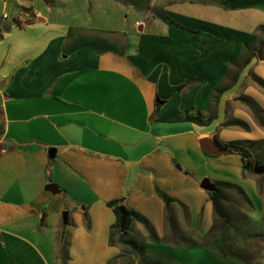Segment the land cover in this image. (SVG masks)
I'll use <instances>...</instances> for the list:
<instances>
[{
  "label": "crops",
  "instance_id": "0c3cea01",
  "mask_svg": "<svg viewBox=\"0 0 264 264\" xmlns=\"http://www.w3.org/2000/svg\"><path fill=\"white\" fill-rule=\"evenodd\" d=\"M225 1L239 7L213 0L150 1V8H163L195 33L116 0L15 2V36L3 12L0 137L7 150L0 153V264H63L62 243L67 264H107L122 249L109 242L115 215L107 202L114 199L152 226L158 240L148 237L141 222L130 223L149 249L183 264H243L162 240L172 232L204 235L214 224L203 178L242 188L250 206L236 188L221 189L231 219L264 214L258 175L218 143L264 140V127L242 100L252 99L264 116V85L254 80L264 82V58L256 55L241 68L237 63L244 43L257 45L264 0ZM50 4V10L42 8ZM7 6L8 0H0L2 10ZM19 6L29 10L22 13ZM28 30L37 35L25 36ZM189 78L201 80L177 88ZM224 84L215 104L214 89ZM185 108L192 115L215 109L216 117L210 123L165 120ZM235 119L248 128L223 125ZM156 187L173 198L169 206Z\"/></svg>",
  "mask_w": 264,
  "mask_h": 264
},
{
  "label": "trees",
  "instance_id": "16d2710c",
  "mask_svg": "<svg viewBox=\"0 0 264 264\" xmlns=\"http://www.w3.org/2000/svg\"><path fill=\"white\" fill-rule=\"evenodd\" d=\"M119 2H123L127 5H131L136 9H144L149 10L153 16L159 17L162 21H164L169 27L186 31L189 33H195L196 30L187 26L182 25L173 19L170 15H168L163 8H150L149 3L151 0H145L144 2H137L132 0H116ZM220 5L226 8H236L239 6L228 3L225 0H213ZM259 31V38L257 41V45L253 46L250 43H244V54L241 59L237 62L238 67L241 68L246 65L250 59L257 55V50L259 49L261 44H264V25L261 24L257 27ZM235 62L234 60H228V63ZM200 78H189L185 82L179 84L177 86L178 89H182L187 83L193 81H200ZM254 80L258 83L264 85V82L259 78L254 76ZM235 81V77H232V82ZM228 87V84H224L221 86H217L214 89L212 94V101L216 104L219 99L220 94ZM242 100L251 108L254 113V116L258 123L264 127V116L260 114L261 109L258 105L250 98L244 97ZM156 106L159 105L156 103ZM190 109L185 108L180 111L179 114L172 118H167L165 120H192L201 123H210L212 119L216 117L215 109L208 115H204L200 111H196L194 115L190 114ZM223 125H238L245 129L248 126L240 120H232L224 123ZM224 152H235L240 155L242 160V167L244 170L254 173L253 171V163L256 162L258 164H264V140H232V141H219L218 142ZM262 179L264 180V173L260 174ZM217 189L215 191H209L210 199L213 202L214 212H215V220L214 224L210 228V230L204 235L193 234L190 238H182V236L176 235L174 232L169 236H164L162 238L163 241L173 243L176 246L183 247L184 245L198 246L205 249H210L212 251L218 252L223 256H229L235 259H238L243 262V264H250V261L237 252L238 243L245 242L249 239L251 235H255L254 232H250L251 229H255V224L257 226H262L264 224V214L259 218L255 224L252 220L247 216L243 215L240 218V223L235 222L231 219L224 211L221 203V199L223 197L221 189L223 187H232L236 188V190L242 195L243 199L250 206V202L247 197L244 195V192L241 187L228 183L216 181L214 182ZM259 187L262 188V185L259 181ZM157 194L163 199L166 206H169L170 202L173 201V198L162 191L159 187H156ZM107 205L112 208L115 221L110 226L109 231V242L117 243L124 247L121 249V252L116 256L110 258L107 264H112L116 262V259L119 256H124L126 261L124 264H183L179 260H177L174 256L170 254H166L163 252H156L154 250L149 249L146 244V238L141 234H133L130 223L133 219L141 222L148 232V237L154 240H158V237L149 224L146 218L140 215L133 209L127 208L128 216L126 219V223L123 229L120 226V212L118 210V206L120 205L119 200L114 199L107 202ZM182 205V204H181ZM183 215L186 216L187 208L182 205ZM167 222L170 225H174V220L170 217H167ZM173 231V229H172ZM188 239V240H187ZM59 256L63 264H67L68 252H67V244L62 243L60 246Z\"/></svg>",
  "mask_w": 264,
  "mask_h": 264
},
{
  "label": "rangeland",
  "instance_id": "374dc122",
  "mask_svg": "<svg viewBox=\"0 0 264 264\" xmlns=\"http://www.w3.org/2000/svg\"><path fill=\"white\" fill-rule=\"evenodd\" d=\"M31 0H8V6L2 10L0 7V21H1V15L3 14V12H7L9 17L6 19L7 22H12L13 26H14V30L12 33V36L18 35L19 33V29L18 27L13 23V16L16 13L15 8H12V4H14L15 2L18 4H23L25 5L26 3H29ZM55 1V0H54ZM54 1L52 0L51 3H54ZM71 1V0H70ZM43 2V0H42ZM58 3V2H57ZM53 4L50 5H43L42 8L43 9H48L50 10L51 8H53ZM60 6V5H57ZM57 6H55L54 8H56ZM157 8V10L160 7H155ZM17 9H21L23 12L25 13V11L27 12L29 9L24 8V6H19L17 7ZM24 9V10H23ZM151 13H149V15L147 16V18L153 17L150 15ZM24 15V14H23ZM36 15L34 13H31L29 15V17L31 19H34ZM29 17L25 18V19H30ZM37 33L36 31H27V33L25 34V36L30 37V36H36ZM8 40H11V37L8 38ZM259 181L262 185V194L264 196V180L262 179L260 174H257ZM235 222L240 223L241 221L238 219H233ZM252 220V219H251ZM259 220V218H257L256 216H253V220L252 222L255 224V222H257ZM250 232H256L255 235H251L249 237L248 240H246L245 242H239L238 243V249L236 250L237 252H239L240 254H242L243 256H245L249 261L250 264H264V224L262 226H257V223L255 224V229L252 230ZM121 246V245H120ZM121 248L124 249V247L121 246ZM116 261H119L120 264H124L126 261V258L124 256H119Z\"/></svg>",
  "mask_w": 264,
  "mask_h": 264
},
{
  "label": "water",
  "instance_id": "95a60500",
  "mask_svg": "<svg viewBox=\"0 0 264 264\" xmlns=\"http://www.w3.org/2000/svg\"><path fill=\"white\" fill-rule=\"evenodd\" d=\"M43 2L45 4H48L49 0H43ZM257 56H258L259 59H263L264 58L263 54H262V44L260 45L259 49L257 50ZM156 101L158 103L162 102V100H160L159 98H156ZM207 150L211 151L210 149H207ZM253 171L256 174H263L264 173V164H258L256 162H254L253 163ZM201 186L203 188H205L206 190H208V191H215L217 189L216 185L213 182H211V180H209L208 178H203L202 179ZM47 187L52 189L53 187H56V185L53 184V183H49L47 185ZM119 203H120V205L118 206V210L120 212V226H121V229H123L124 226H125V223H126L128 212H127L126 206L122 203V199L119 201ZM63 222L64 223L67 222V211L63 212Z\"/></svg>",
  "mask_w": 264,
  "mask_h": 264
},
{
  "label": "built area",
  "instance_id": "2783aa9c",
  "mask_svg": "<svg viewBox=\"0 0 264 264\" xmlns=\"http://www.w3.org/2000/svg\"><path fill=\"white\" fill-rule=\"evenodd\" d=\"M6 17V14L3 15ZM7 150V147L4 145L3 137H0V153H4Z\"/></svg>",
  "mask_w": 264,
  "mask_h": 264
}]
</instances>
